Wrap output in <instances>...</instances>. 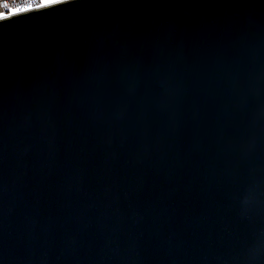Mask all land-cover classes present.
Instances as JSON below:
<instances>
[{"label":"water","instance_id":"water-1","mask_svg":"<svg viewBox=\"0 0 264 264\" xmlns=\"http://www.w3.org/2000/svg\"><path fill=\"white\" fill-rule=\"evenodd\" d=\"M0 264H264V0L1 18Z\"/></svg>","mask_w":264,"mask_h":264},{"label":"built area","instance_id":"built-area-1","mask_svg":"<svg viewBox=\"0 0 264 264\" xmlns=\"http://www.w3.org/2000/svg\"><path fill=\"white\" fill-rule=\"evenodd\" d=\"M61 1L64 0H0V13H3L0 19L35 9L36 6L50 5Z\"/></svg>","mask_w":264,"mask_h":264},{"label":"snow or ice","instance_id":"snow-or-ice-1","mask_svg":"<svg viewBox=\"0 0 264 264\" xmlns=\"http://www.w3.org/2000/svg\"><path fill=\"white\" fill-rule=\"evenodd\" d=\"M3 15V13H0V16H2Z\"/></svg>","mask_w":264,"mask_h":264}]
</instances>
